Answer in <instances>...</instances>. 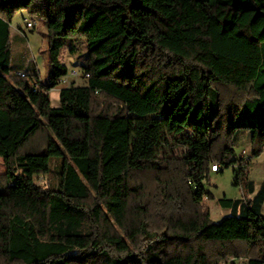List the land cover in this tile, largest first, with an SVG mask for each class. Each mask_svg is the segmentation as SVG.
Returning <instances> with one entry per match:
<instances>
[{
    "label": "trees",
    "instance_id": "obj_1",
    "mask_svg": "<svg viewBox=\"0 0 264 264\" xmlns=\"http://www.w3.org/2000/svg\"><path fill=\"white\" fill-rule=\"evenodd\" d=\"M21 11L45 26L46 82L11 64ZM66 51L85 84L52 107ZM263 152L264 0H0V264H264L245 171ZM57 157L56 189L37 185ZM213 164L242 193L217 222Z\"/></svg>",
    "mask_w": 264,
    "mask_h": 264
},
{
    "label": "rangeland",
    "instance_id": "obj_2",
    "mask_svg": "<svg viewBox=\"0 0 264 264\" xmlns=\"http://www.w3.org/2000/svg\"><path fill=\"white\" fill-rule=\"evenodd\" d=\"M22 12V11H21ZM25 18L28 19L29 22L33 25L32 29L24 30V35L19 34L18 37L14 38L13 30L16 28V26H22V19L21 14L18 12L11 21V29L9 33V48L11 52V64L13 67H24L26 59L29 58V60H32L33 56L29 52L28 45L31 47L32 52L36 60H38V75L39 79L42 82H46L48 78L49 73V65H48V59H47V38H46V29L43 25V21L38 18H32L28 15H25ZM33 63V61H31ZM64 63L68 67L69 76L67 77V80L65 83L60 84L61 87H81L84 86L85 81L81 77V72L79 69V63L77 61V58L74 56H70L69 53L66 51L64 56ZM76 73L77 75L75 77H72L71 74ZM58 89H55L51 91L50 94V102L52 107L58 106V97H57ZM235 156H238V159H241L242 164L246 166L247 157H242V152L239 153V148L235 147ZM239 153V154H238ZM244 153H246L244 151ZM247 155H250L249 153H246ZM246 159V160H245ZM62 163V157L52 158L50 159V170L46 177L38 176L35 178V183L39 186H46L47 180L49 182V187L51 189H56L59 181V166ZM251 164V162H250ZM254 169L257 173L253 176V181L256 186V190L258 189L259 185L264 181V171L258 170L259 167L264 166V157H262L259 160L254 161ZM263 164V165H262ZM250 166V165H249ZM249 166L247 165V168L245 170L248 171ZM232 168H226L221 173L210 177V180L212 183H215L216 188L219 191L222 192H230L234 189H237L232 186V181L234 178ZM5 171L3 162L0 158V174ZM214 188V186H211ZM207 206H208V202ZM210 209V215L215 219V210L212 206H208ZM264 208V207H263ZM219 210V208H217ZM264 212V209H263ZM212 220V218H211Z\"/></svg>",
    "mask_w": 264,
    "mask_h": 264
},
{
    "label": "crops",
    "instance_id": "obj_3",
    "mask_svg": "<svg viewBox=\"0 0 264 264\" xmlns=\"http://www.w3.org/2000/svg\"><path fill=\"white\" fill-rule=\"evenodd\" d=\"M20 14H21V19H22L23 23H22V26L18 25V26H16V28H14V30H13L14 31L13 32L14 38L18 37L19 34L22 35V33H24V20H27L25 18L24 14L25 15H27V14L24 11L20 12ZM29 23H31V22H29ZM32 27H33V25H32ZM10 29H11V27L9 28V33H10ZM28 48H29L30 54L33 56L32 60H29V58H27L26 62H25V66L24 67H22V66L21 67H15V69H16L15 72H25V74H27V75L38 73V60H36V58L34 57L32 49H31V47L29 45H28ZM31 61H33V63ZM63 88H66V87H61V85L59 84L58 86H56L51 91H53L55 89H58V93H57V97H58L59 91L61 89H63ZM51 91H50V94H51ZM50 99H51V97H50ZM235 147L239 148V150H240L239 153L242 152V151H245L246 153L250 154V136H249V134L240 133L237 136L236 146ZM238 156L239 155H237L236 158H238ZM262 157H264V152L259 158L254 159V160L251 161V164H250L249 169H248V177L253 182L255 190H256V186H255V183H254L252 178L255 175V173H257V172L254 169V167L256 168V166H254L253 163L256 160L261 159ZM258 170H260V171L263 170L264 171V166L259 167ZM219 173H221V172H211L209 176L213 177V176H215V175H217ZM212 185L214 186V188L211 187ZM205 188H206V191L209 194H211L213 196V198H214V200H212V201H207L209 203L208 206H212L213 209L215 210V216H214L215 219H213V217L210 215L213 222H217V221L221 220L223 217H225V216H227L229 214L228 209L219 207L215 203V200H220V199H223V198L228 199V200H241L242 199V193H241V190L239 188L234 189L233 191H230V192L219 191L216 188L215 183L211 182L210 178H209L208 183L205 185ZM263 207H264V203L262 205V214L264 215V212H263L264 208ZM217 208H219V210Z\"/></svg>",
    "mask_w": 264,
    "mask_h": 264
},
{
    "label": "built area",
    "instance_id": "obj_4",
    "mask_svg": "<svg viewBox=\"0 0 264 264\" xmlns=\"http://www.w3.org/2000/svg\"><path fill=\"white\" fill-rule=\"evenodd\" d=\"M32 25H36V24H29V21H28V19L27 20H24V30H27V29H32ZM23 34V33H22ZM20 75H22V74H20ZM77 74L76 73H72L71 74V76L72 77H75ZM69 76V73H68V75L61 81V83L60 84H62V83H65L66 82V80H67V77ZM242 157H247V162H248V157H249V155H247L246 153H244V151L242 152ZM246 160V159H245ZM246 169V168H245ZM210 170H211V172H218L219 170H220V167L217 165V164H213V165H211V167H210ZM246 171V170H245Z\"/></svg>",
    "mask_w": 264,
    "mask_h": 264
},
{
    "label": "bare ground",
    "instance_id": "obj_5",
    "mask_svg": "<svg viewBox=\"0 0 264 264\" xmlns=\"http://www.w3.org/2000/svg\"><path fill=\"white\" fill-rule=\"evenodd\" d=\"M29 24H31V23H29Z\"/></svg>",
    "mask_w": 264,
    "mask_h": 264
}]
</instances>
